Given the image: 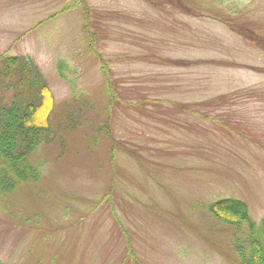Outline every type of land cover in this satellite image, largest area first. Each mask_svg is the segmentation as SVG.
Here are the masks:
<instances>
[{"label": "rangeland", "instance_id": "1", "mask_svg": "<svg viewBox=\"0 0 264 264\" xmlns=\"http://www.w3.org/2000/svg\"><path fill=\"white\" fill-rule=\"evenodd\" d=\"M214 17L264 39V0H0V62L39 66L57 136L0 198V264H235L208 206L264 218V50Z\"/></svg>", "mask_w": 264, "mask_h": 264}, {"label": "trees", "instance_id": "2", "mask_svg": "<svg viewBox=\"0 0 264 264\" xmlns=\"http://www.w3.org/2000/svg\"><path fill=\"white\" fill-rule=\"evenodd\" d=\"M57 69L62 79L73 83L66 74V71L72 73L68 62L60 60ZM1 87L10 90L12 96L9 103L0 104V198L18 186L41 180L42 167L32 162L31 156L57 137L47 117L54 107V96L31 58L1 60ZM208 211L238 233L243 227L240 234H244L243 238L234 245L235 264H264V218L254 222L248 205L234 198L218 199L209 204Z\"/></svg>", "mask_w": 264, "mask_h": 264}, {"label": "crops", "instance_id": "3", "mask_svg": "<svg viewBox=\"0 0 264 264\" xmlns=\"http://www.w3.org/2000/svg\"><path fill=\"white\" fill-rule=\"evenodd\" d=\"M216 20V19H215ZM217 22H218V20H217ZM185 62H187V61H185ZM182 64V63H181ZM183 64H186V63H183ZM191 64V62H188V64L187 65H184V66H189Z\"/></svg>", "mask_w": 264, "mask_h": 264}]
</instances>
